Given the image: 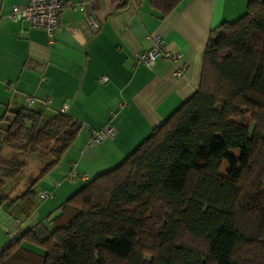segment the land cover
Wrapping results in <instances>:
<instances>
[{
  "label": "trees",
  "instance_id": "1",
  "mask_svg": "<svg viewBox=\"0 0 264 264\" xmlns=\"http://www.w3.org/2000/svg\"><path fill=\"white\" fill-rule=\"evenodd\" d=\"M181 1L151 0L162 17ZM33 104L0 119V206L35 198L83 130ZM263 186L264 0H252L211 30L197 91L120 164L9 241L0 264H264Z\"/></svg>",
  "mask_w": 264,
  "mask_h": 264
},
{
  "label": "crops",
  "instance_id": "2",
  "mask_svg": "<svg viewBox=\"0 0 264 264\" xmlns=\"http://www.w3.org/2000/svg\"><path fill=\"white\" fill-rule=\"evenodd\" d=\"M28 1L0 0V119L30 96L33 107L52 114L66 105L65 114L83 130L38 184L37 191H49V198L0 206V252L12 233L44 220L88 180L120 164L187 101L199 87L211 30L239 19L252 0H182L164 17L151 0H87L85 9L60 15L54 43L44 29L8 18L13 6ZM87 15L98 21L97 31H89ZM157 35L163 51L180 53V61L163 51L151 67L138 61L139 53L153 49ZM107 124L115 136L91 144V133Z\"/></svg>",
  "mask_w": 264,
  "mask_h": 264
},
{
  "label": "built area",
  "instance_id": "3",
  "mask_svg": "<svg viewBox=\"0 0 264 264\" xmlns=\"http://www.w3.org/2000/svg\"><path fill=\"white\" fill-rule=\"evenodd\" d=\"M90 3L94 4L93 0H88ZM87 0H29L26 5H15L12 7V11L8 15V18L13 22L26 21L30 26L35 28L44 29L47 32V37L49 43L55 42V36L57 31L60 28L59 18L60 15L67 9L80 8L81 10L85 9V3ZM87 25L90 32H95L99 28L98 21L92 16L87 15ZM164 41L157 35L154 37V47L151 51L139 53L137 59L139 62L146 64L151 67L155 63V58L163 51ZM165 58H168L174 62L181 60L182 55L180 53L171 54L169 52H162ZM185 67L177 69L176 75L181 76L183 74ZM102 80H107L103 77ZM25 101L28 105L34 103V99L30 96L25 97ZM67 106L65 105L62 111H65ZM116 134V129L111 124H107L98 131H93L91 133V144H100L105 139L113 138ZM74 175H77L74 172ZM83 178H86L83 176ZM40 198L46 199L51 196L49 191H39L37 194ZM21 236L20 232H15L10 235V242H13Z\"/></svg>",
  "mask_w": 264,
  "mask_h": 264
},
{
  "label": "rangeland",
  "instance_id": "4",
  "mask_svg": "<svg viewBox=\"0 0 264 264\" xmlns=\"http://www.w3.org/2000/svg\"><path fill=\"white\" fill-rule=\"evenodd\" d=\"M243 121L245 122H247L248 120L247 119H243ZM5 123H3V122H1L0 123V130H3L4 128H5ZM231 153V155H233L234 156V158H236L237 160H239V158H240V156H241V152L239 151V150H234V151H231L230 152ZM237 165H239V162H238V164ZM229 169H230V161H229V159L227 158V160H226V162H225V165L222 167V172L224 173H228V171H229ZM263 189H264V186H263ZM16 195V193L14 192V194H12V197H14ZM37 200V199H36ZM37 201H40V200H37ZM49 216V214L45 217V219H47V217Z\"/></svg>",
  "mask_w": 264,
  "mask_h": 264
}]
</instances>
